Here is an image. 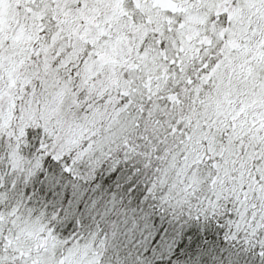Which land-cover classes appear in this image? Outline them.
I'll return each mask as SVG.
<instances>
[{
  "label": "snow or ice",
  "instance_id": "1",
  "mask_svg": "<svg viewBox=\"0 0 264 264\" xmlns=\"http://www.w3.org/2000/svg\"><path fill=\"white\" fill-rule=\"evenodd\" d=\"M0 264H264V0H0Z\"/></svg>",
  "mask_w": 264,
  "mask_h": 264
}]
</instances>
